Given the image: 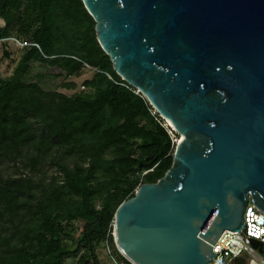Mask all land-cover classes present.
<instances>
[{"label":"water","instance_id":"95a60500","mask_svg":"<svg viewBox=\"0 0 264 264\" xmlns=\"http://www.w3.org/2000/svg\"><path fill=\"white\" fill-rule=\"evenodd\" d=\"M82 1L116 73L180 136L118 206L115 244L133 264H209L250 200L264 212V0Z\"/></svg>","mask_w":264,"mask_h":264},{"label":"trees","instance_id":"16d2710c","mask_svg":"<svg viewBox=\"0 0 264 264\" xmlns=\"http://www.w3.org/2000/svg\"><path fill=\"white\" fill-rule=\"evenodd\" d=\"M0 11L40 46L26 47L12 79L0 81V264H64L80 252L98 264L97 245H116L118 206L166 173L179 134L116 73L82 0H0ZM51 57L70 75L90 67L92 91L69 96L23 79L30 61ZM5 161L15 175L2 174Z\"/></svg>","mask_w":264,"mask_h":264},{"label":"rangeland","instance_id":"374dc122","mask_svg":"<svg viewBox=\"0 0 264 264\" xmlns=\"http://www.w3.org/2000/svg\"><path fill=\"white\" fill-rule=\"evenodd\" d=\"M24 5H26L27 0H23ZM21 10H14V18H23ZM0 29H7L8 34H11L12 37H16L23 41H30V34L20 33L17 29V25L11 24L7 25L6 19L0 15ZM26 47L16 46L12 41H0V81L11 80L15 74V71L19 64L21 63L22 57L26 52ZM52 57L49 58V61H37L32 60L29 62L30 71L27 73L23 79L27 82H35L40 84L44 89L50 91H58L65 93L69 96L81 93H90L91 88L84 85V82L93 76V71L90 67L86 66L79 74H68L65 71H62L57 65L50 62ZM180 136L178 137V140ZM2 174L4 175H15L17 170L16 166L10 162H3L2 164ZM28 171V170H27ZM47 175H57L56 168L52 165H46L44 167ZM36 173H32L35 175ZM100 207V204H98ZM77 226L79 230L84 227L83 221H78ZM67 243H70V240L66 238ZM119 249L117 246L109 245L107 242H101L97 245L95 249V259L98 260V264H130L125 259H122L119 256ZM264 259V253L262 254ZM64 264H84L82 259V252L78 253L76 256L68 257ZM133 264V263H131ZM232 264H258L255 259L249 255L242 256L235 260Z\"/></svg>","mask_w":264,"mask_h":264},{"label":"built area","instance_id":"2783aa9c","mask_svg":"<svg viewBox=\"0 0 264 264\" xmlns=\"http://www.w3.org/2000/svg\"><path fill=\"white\" fill-rule=\"evenodd\" d=\"M12 41L16 46H37L35 42H27L16 37L0 38V41ZM139 93L137 89L135 91ZM174 136V129L165 124ZM178 142V139H174ZM113 234V230L111 231ZM264 250V212L260 211L250 200L244 212V226L240 231L225 230L213 246L216 257L209 264H232L236 259L249 255L258 264H264L262 252Z\"/></svg>","mask_w":264,"mask_h":264},{"label":"flooded vegetation","instance_id":"af4514ba","mask_svg":"<svg viewBox=\"0 0 264 264\" xmlns=\"http://www.w3.org/2000/svg\"><path fill=\"white\" fill-rule=\"evenodd\" d=\"M0 15H1V11H0Z\"/></svg>","mask_w":264,"mask_h":264}]
</instances>
